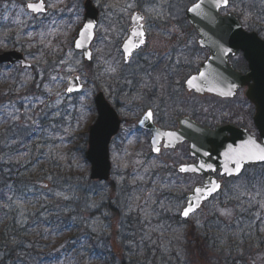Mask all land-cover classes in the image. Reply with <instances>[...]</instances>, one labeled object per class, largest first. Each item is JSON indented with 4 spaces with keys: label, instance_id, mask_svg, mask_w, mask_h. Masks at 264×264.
<instances>
[{
    "label": "trees",
    "instance_id": "trees-1",
    "mask_svg": "<svg viewBox=\"0 0 264 264\" xmlns=\"http://www.w3.org/2000/svg\"><path fill=\"white\" fill-rule=\"evenodd\" d=\"M11 1L25 5L28 0H0V5ZM43 32H46V28ZM39 35L40 30L35 24L20 25L15 23L14 18L6 22L1 20L0 53L4 51L3 47L7 44L19 47L16 40L20 37L33 36L30 44L31 50H26L24 46L22 47L24 53L36 56L43 52L45 57H38L39 67L44 68L46 62L49 61L51 63L47 65L53 68L56 65L55 56L57 54L41 45ZM108 58L106 57V60ZM98 70L100 76L111 79L110 84L116 80L108 75L103 63L98 66ZM22 79V73L0 66V88H3V90L0 89V264H88L97 259L103 261L102 264H108L106 260L115 258L110 249L113 244H117V240H110L112 232L107 229L111 227V218L123 214L122 211H124L125 216L129 217L126 220L133 226L132 228H135L137 224L141 227L139 231L143 234L139 236L143 237L142 239L148 236L149 228H153L149 219L138 214L140 218L131 219L132 215L128 213L131 209V198L137 197L138 189L131 187L130 190L123 189V192L130 196L126 198V203L115 206L114 192L117 187L122 190V184H117L115 180L107 184L90 180L89 165L85 158L88 144L86 134L77 137L69 134L63 136L64 141L61 147L67 150L63 156L69 157L68 164L58 163L57 160L61 156L55 154L51 156L54 159L51 164L52 166L57 165V168L52 167L47 173L42 161L40 163L34 161L32 158L38 148L37 145L40 146L43 143V140H39L41 138L40 129H45L46 124L53 123L60 126H65V123L75 126V122L80 121L82 114L74 110L71 115L65 105L56 107L47 103V114L44 117L42 114L46 111V107L41 105V117L30 119L29 124H23L22 114L18 116L10 112L14 108L18 113H25L27 111L26 97L29 98L37 90L28 85L27 88L30 89L26 90L23 98L17 99L11 95L17 91L18 82ZM38 112L39 110L36 109L34 115H38ZM47 133H49L48 130ZM43 153L45 151H42ZM42 154L40 159L49 158L46 154ZM73 157H77L80 163L79 168L72 166ZM23 159L24 162H22ZM108 191L112 192L113 197L106 195ZM243 209L242 216L238 218V226L235 222L234 226L227 224V227L223 228V222L218 219L217 215H212L210 222L205 224V228L194 224L186 232L181 227L184 222L181 223L179 217H173L169 222L171 225H180L179 238L184 235L186 239L185 234L191 237H194L195 233L199 235L194 245L195 256H201V253L204 255L205 252L216 254L221 250V252H228L230 257L222 260L220 264H256L255 258L253 260L252 256L245 257L242 251L247 247L246 242L254 238H257L259 246L264 248L263 225H261V219L256 218L257 207L246 206ZM107 213L111 214L110 219H107ZM142 219H144L143 222ZM162 223L157 224L156 232L154 231L156 235L151 237L155 242L150 243L147 240V256L140 264H160L159 260H162L161 264L166 262L181 264V259L177 257L178 250L174 248V242L166 239L170 238L169 234L172 231L160 229L159 225ZM132 228L128 227V233L131 236L132 233H139L137 229ZM159 231H162L165 238L158 234ZM239 231H241V241ZM127 239L125 243L121 241L126 251L121 264H134V261H127V256L133 253L132 248L128 246L131 237ZM167 241L172 245L170 249L164 248ZM182 241L183 239L180 244ZM251 242L255 244L256 240H251ZM150 245L153 246L156 254L153 253ZM166 252L172 255L168 261L165 257ZM240 252L237 258H231ZM197 262L202 264V261Z\"/></svg>",
    "mask_w": 264,
    "mask_h": 264
},
{
    "label": "flooded vegetation",
    "instance_id": "flooded-vegetation-1",
    "mask_svg": "<svg viewBox=\"0 0 264 264\" xmlns=\"http://www.w3.org/2000/svg\"><path fill=\"white\" fill-rule=\"evenodd\" d=\"M131 1L155 4L166 13L154 22L157 31L148 34L142 55L150 53L144 62L141 59L139 105L132 106L127 123L130 133L143 141L149 159L158 162L152 181L179 187L194 180L199 185L251 181L247 173L258 167H245L238 175L211 164L214 171L201 169L187 137L199 133L197 126L206 133L218 132L219 141L228 142L224 149L240 147L250 139L263 142L264 0H229L227 7L202 8L204 15L194 16L188 15V8L200 0ZM152 39H156L155 54ZM201 72L208 77L206 82L200 81ZM192 77L199 91L188 88L186 81ZM230 86H234L232 95L219 94ZM147 109L153 111V119L140 126ZM154 147L160 149L158 155L153 154ZM203 159L212 163L219 158L203 154ZM220 162L229 163L225 155ZM181 166H195L200 172H180Z\"/></svg>",
    "mask_w": 264,
    "mask_h": 264
},
{
    "label": "rangeland",
    "instance_id": "rangeland-1",
    "mask_svg": "<svg viewBox=\"0 0 264 264\" xmlns=\"http://www.w3.org/2000/svg\"><path fill=\"white\" fill-rule=\"evenodd\" d=\"M34 1V0H30ZM48 4L51 5L50 13L45 16L34 17L27 10L25 5H21L19 3H10L9 5L0 6V21H7L10 17H14L16 23H33L37 25V28L40 30V35L38 36L41 45L46 48H50L54 53L61 54L62 60L59 62L60 69H57L54 77L51 82L53 85H50L47 88L43 89L44 95L42 98L38 97L36 100L39 104L44 105L46 107V111L42 114L44 117L47 114V103H51L54 106H61L62 104L73 107L76 103L82 104V109H87V107H91V110L84 114L81 122L76 124V127L72 129L65 124V126H60L58 124H46V128L48 131L57 130V133L49 134L47 136V144L38 146L35 155H33V160L36 162H41L46 168V172L49 173L51 171L52 162L54 159L51 157L50 159H40V155L42 151H45L42 155L46 156H54L55 154H60V159L57 160L58 163L63 165L68 164L69 157L63 156L66 154L67 150L60 147L63 145V136L67 133H71L76 137L82 134L88 135L90 126L94 123L95 118L97 117L96 107H94V98L99 89H104L103 91L106 94V97L113 106L118 108L119 114L121 118H125L129 120L132 118V115L129 113L127 107L132 105H139V95L138 92H133L129 94L126 91L116 90L114 87L112 89V93L109 90H106V86L111 83V79L109 77L100 76L97 72V68L100 64H104L106 67L108 75H115L117 73L123 72L124 76L119 78V85L122 90L130 87V86H139L140 81L139 78H143L141 71L143 69V65L139 62L140 57L137 55L134 57L133 61L128 65H123V58L120 52L119 45L122 43L124 38L127 36V31L130 27V18L135 11L138 9L143 10L142 12L147 10L145 18H146V26H148L149 32L153 33L157 31V25L154 23L157 21L156 14L160 13V16H163L165 10L157 7L155 4L150 5L145 9V5L143 7H139L142 4L136 3L131 0H94V3L101 10L100 16V24L97 29V37L95 43L93 44V52L94 59L96 58L95 53H97V61L90 67L84 61L82 55L76 52L73 48L74 40L78 34V31L83 25L84 22V8L83 2L84 0H73L64 1L61 0H48ZM26 4V3H25ZM128 4H134V7L129 8ZM156 6V7H154ZM48 28L44 33V28ZM33 36L28 37H20L17 44L19 47H13L12 45L7 44L3 47L4 51L15 50L18 52H24L22 47L26 46V50H31L30 42ZM153 38V36H152ZM13 44V43H11ZM151 48H156V39H152ZM156 49H154L153 54H155ZM108 55V61L104 60L103 55ZM150 51L144 53L141 58L146 57ZM26 58L35 64V60L26 56ZM86 65V67H85ZM110 67L116 68L115 72H111L108 69ZM73 75H81L82 80L86 86L85 91L78 95L75 99L71 98L68 102H65L63 92L65 93V89L68 83V80ZM24 81L28 84L31 81V73L29 71H24L22 75ZM98 85V88L96 87ZM154 85V84H152ZM98 89V90H97ZM140 92V91H139ZM140 94V93H139ZM138 95V96H137ZM33 100L30 99L31 103ZM75 101V102H74ZM28 103V101H27ZM37 105V103H33ZM26 105V104H25ZM37 106H34L33 109L27 112L28 116H32L34 110ZM13 114V111L10 112ZM39 115L34 116V118ZM28 118H25L27 120ZM130 125H123L122 132L120 136L113 142L111 146V162H112V179L115 180L117 184H122V190L117 187L116 192H114L115 206H120L126 200V194L123 192V189L127 188L130 190V187L133 189H138L136 192L137 197H132L131 200L133 202L134 212H141L145 219H150L151 216H154V208L158 204L159 208L168 209V211H174L180 214V211L185 207L186 200L185 195L192 192L193 189L199 185L196 180L191 182L190 184H181L180 187L177 185H169L162 184L159 182H154L153 184V193H168L171 196L168 199L163 200L161 203L157 202V197H141V193L143 192V187H147L149 185V180L153 174H156L157 160H151L150 164L144 165V158L142 157V152L144 148L143 141H139V136L136 135L131 140V149L124 151V139L127 133L129 132ZM59 146L55 148V146ZM58 156V155H56ZM74 168H79L80 163L78 162L77 157H73ZM24 162V159L22 160ZM88 175H90V165L88 169ZM248 179L251 181L241 182V183H227L225 184V188L223 192L218 195L213 201L208 203L201 213L192 216L189 221L185 224L184 230L185 232L191 228L193 224H198L202 219L205 221L200 223L198 226L200 228H205V224L209 223L212 215H217L218 219L223 222V228L227 227V224L234 226L233 224L236 222V225H239L238 218L240 214L243 213L244 207L255 208L258 207V213L256 212V218H261L262 225L264 228V207L261 205L264 204V165L257 168V170L249 171L247 173ZM132 194V191H131ZM108 197H113L112 192H106ZM149 195V194H148ZM130 196V194H129ZM177 199V200H176ZM143 207L146 209L143 210ZM132 211V208L130 212ZM129 212V213H130ZM222 212H230V215H222ZM119 214V213H118ZM155 215H157L155 213ZM107 219L111 218V214H106ZM125 215H118L111 218V227H107L108 230L112 232L110 236L111 241L117 240V244H115L110 251H113L112 255H115L114 260H106L108 264H121L123 258H125V246L122 243L127 242V237H131V242H128V246L132 248V254L127 256V261H134V264H140L144 262L147 256V247L146 243L152 240L151 237L156 235V229L149 228L147 231V235L144 239L140 238V234H143L139 229L141 227L139 224L132 228L131 224H128ZM132 219L140 218L137 214H133L130 216ZM129 219V217L127 218ZM144 219H142V222ZM98 226L101 227V224L98 223ZM128 227L133 230L137 229L139 233L131 234L128 233ZM165 228V227H164ZM231 230V229H230ZM228 231V233L230 232ZM107 231V230H106ZM180 229L175 228L169 235L171 242H174V248L177 251V257L181 259V264H199L197 261H202V264H220V262L224 259H227L229 256L228 252H221L219 250L216 254H208L205 252L201 256H195V242L199 239V235L195 233L194 237L189 236L188 234L185 236L179 233ZM158 234L165 238V235L162 231H159ZM148 237V238H147ZM167 237V236H166ZM264 237V230H263ZM239 238L241 241V231H239ZM183 239V243L180 241ZM238 239V238H237ZM251 240H256L255 244H252ZM249 239L246 242L245 250L242 251L245 254V257L252 256L253 260L255 258L256 264H264V248L259 246V241L257 238ZM122 241V243H121ZM113 244V242H112ZM121 244V246H120ZM154 254L156 251L153 249V246L150 245ZM172 245L169 241L166 242L164 248H171ZM228 246L226 245V249ZM230 248V247H229ZM240 253L232 256V259L237 258ZM82 256V255H80ZM167 261L172 258V255L166 252ZM103 261L99 259L88 262V264H102ZM158 263H162V260L158 261ZM164 264H169L166 262ZM201 264V263H200Z\"/></svg>",
    "mask_w": 264,
    "mask_h": 264
},
{
    "label": "water",
    "instance_id": "water-1",
    "mask_svg": "<svg viewBox=\"0 0 264 264\" xmlns=\"http://www.w3.org/2000/svg\"><path fill=\"white\" fill-rule=\"evenodd\" d=\"M209 4H211V3H209ZM204 5H206V4H204ZM45 7H46V11L42 14L48 13V9L46 6V0H45ZM84 9H85L84 25L78 33L77 39L75 41V45H76V42L80 40V32L82 31V29L84 28L86 23L91 22L92 24L95 25V28L92 30L91 39L85 44L83 49L76 48V46L74 45L75 50L83 52V54L85 52H91L92 53L91 45L95 40V36H96L95 31H96V28H97L98 23H99V14H100L98 9L94 6L92 0H86L85 1ZM34 14L39 15L37 13H34ZM136 14H139V13H136ZM139 49H137V50H139ZM122 50H123V46H122ZM137 50H135V51H137ZM84 58L88 62L92 61V58L88 59L85 56V54H84ZM17 63H20L22 68H31V64L29 62H27L25 60L23 54H21L19 52L7 51V52L0 54V64L1 65L2 64H8L10 66H13ZM76 77L77 76H74L70 80V82L78 85L79 90H74L71 93L67 92V95H71L73 93L81 92L84 89V86L82 84L80 77L78 76L79 80H76L75 79ZM96 104H97L99 117H98L96 123L90 128V131H89V141H88L89 147H88V151L86 152V159L91 165V175H90L91 179L93 181H98V182H109L110 178H111V170H112V165L110 162V144H111L112 139L118 134L121 122L119 120V117H118L116 111L106 101V99L104 98V95L102 93L98 94V96L96 98ZM102 111H105L108 114V119H107L106 123H104L103 125H101V123H100ZM187 138L193 144L192 148H191L192 155H194V156L198 155L200 158V165L201 164H204V165L211 164V165H215V167H217V168L221 166L222 168L225 169L226 163H221L220 157H221V155H224L225 152H227V150L229 149V147L231 145L228 146L226 149H224L228 142H225V144H224L223 142L219 141V138H221V137L218 134V132L217 133H206L202 130H199L198 135H195V136L189 135ZM236 139H238V137H235L233 139V141H230V142H233V144H235ZM261 146H264V144ZM203 150L208 152L209 155L213 154L215 157H217L219 159H217L216 161H213L212 163H208L205 159H203V152H204ZM257 163L261 164L264 162H254V163H247V164H257ZM227 166L229 167L228 163H227ZM196 172H199V170ZM205 185H209V182H207L204 185L199 186V187H203ZM220 186L221 187L218 191L213 193L211 196H208L207 199H203L200 202L199 207L196 209L195 212L199 211L202 208L203 204L205 202L209 201L212 196L218 194L221 191L222 185L220 184ZM193 196H194V192L188 196V201ZM194 213H191L189 216H191ZM184 219H187V218H184Z\"/></svg>",
    "mask_w": 264,
    "mask_h": 264
},
{
    "label": "snow or ice",
    "instance_id": "snow-or-ice-1",
    "mask_svg": "<svg viewBox=\"0 0 264 264\" xmlns=\"http://www.w3.org/2000/svg\"><path fill=\"white\" fill-rule=\"evenodd\" d=\"M205 0H200L199 3H195L192 7L188 8L189 12H192L194 14H202V6L204 4ZM229 0H216V6L217 7H227ZM51 7V5H49ZM129 8L134 7V4H128ZM27 8L37 14H42L46 11L45 7V0H38V3H29L27 5ZM160 13L156 14V18H159ZM145 16L136 14L131 17L132 21V29L130 33V37L126 40V42L123 45V52H124V62L125 63H131V58L133 57V53L135 50L141 48V46L146 44V33L148 29L145 27L144 24ZM95 28V25L91 22H88L85 24L84 28L80 32V40L76 42V48L83 49L85 44L91 39L92 37V30ZM85 56L88 59L92 58L91 52H85ZM111 72H115L116 68L110 67L108 69ZM200 81L206 82L208 80V77L205 75V73L201 72L199 74ZM55 80L56 78L53 77ZM76 80H79V77L77 76L75 78ZM196 80V77H192L188 79L186 82L190 87L195 88L197 91H199V86L194 84L193 81ZM47 87V86H46ZM234 86H230L227 92L221 91L219 94L223 96H230L233 94ZM74 90H79V86L70 82L69 86L67 87L66 91L71 93ZM211 90V89H210ZM154 113L151 109H147L144 113V117L141 119L140 123L143 125L145 121H150L153 119ZM108 119V114L105 111H102L101 113V119L100 123L103 125L106 123ZM168 137L175 136L174 133H166L165 134ZM167 146V145H166ZM157 152L160 151L159 148L155 149ZM205 156L209 155L208 152L204 153ZM226 161L233 164L234 168H229L227 166V163L225 164V173L228 175L233 174H239L241 168L245 163H254V162H264V146H261L257 144L253 140L247 141L245 144L240 145L239 148H232L229 147L228 151L224 153ZM201 169L207 167L208 169H212L211 165L205 166L204 164H201L199 166ZM214 171V169H212ZM198 169L196 167H189V166H181L180 172H196ZM220 184L215 181H210L209 185H205L203 187H198L194 189V196L189 199L187 206L184 207L180 211V215L184 218H188L191 213H194L196 209L199 207L200 202L203 199H207L208 196H211L213 193L218 191L220 189ZM264 207V204L261 205ZM222 215H230V212H222ZM95 231V229H93Z\"/></svg>",
    "mask_w": 264,
    "mask_h": 264
}]
</instances>
